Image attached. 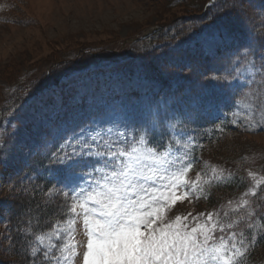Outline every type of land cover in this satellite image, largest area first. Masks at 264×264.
Here are the masks:
<instances>
[{
    "label": "rangeland",
    "instance_id": "374dc122",
    "mask_svg": "<svg viewBox=\"0 0 264 264\" xmlns=\"http://www.w3.org/2000/svg\"><path fill=\"white\" fill-rule=\"evenodd\" d=\"M204 1L0 0V264H38L40 261L49 264L44 260L43 252L57 243L55 235L48 238L53 227L31 232L28 226L38 220L46 224L52 214L48 211L49 204L59 205L55 197L61 195L63 202L60 207L66 211L54 226L59 222V227L67 232L65 221L71 216L68 208L72 204L67 193L73 188L77 191L79 188L87 189L99 178V173L92 167H88L90 170L87 171L83 163L93 161L95 168H102L104 158L98 153L107 152L108 145L125 137L129 141L143 137L147 146L168 151L173 160L179 158L181 163H192L191 151L194 150L199 154L200 163L211 160L217 164L214 166L224 170V177H229L230 169L224 166L228 163L215 161L204 152L196 151L192 129L185 125L180 112L168 116V110L164 119L153 120V128L165 132V135L148 131L140 114L147 107L131 93L135 91L143 95L152 90L155 94L164 95L167 91L156 81L148 79L143 67L136 61H129L134 55H139L138 51L127 54L129 42L160 25L166 24V28L170 29L168 35L158 37L156 45L165 46V49H159L157 53L173 62L181 61L178 52L182 50L198 48L215 51L232 46L234 28L231 26L233 30L230 32L221 21L222 11L213 14L207 21L194 24L195 20H189L192 28L182 27L185 17L203 14L207 9L205 6L200 12ZM113 57L116 59L113 60ZM259 62L261 68L253 70L257 76L251 66V69L240 73L239 78L247 77L250 82H238L248 86L244 97L245 88L240 91L238 97H242L231 110L221 113L208 104L205 111L209 112L210 120L211 116L215 121L227 119L236 129L247 134L241 139H247L254 145L248 148L245 159L247 167H250L248 173H256L255 177L247 176L250 177V187L261 178L251 167L264 154L261 152L264 150V52ZM54 79L57 82L51 84L49 81ZM71 93L70 101L87 100L104 104V112L95 113L89 119L84 115L83 125L77 130L78 126L75 120L71 121L70 115L65 121L52 126L51 137L58 143L55 153L58 169L62 170L64 162H58L57 157L70 155L73 151L78 154L81 164L77 172L58 174L43 201L31 204L26 190L33 187L34 180L24 166L43 138L45 127L52 124L50 120L54 108H58L64 94ZM166 107L169 109L170 106ZM194 109L195 104H192L188 113L184 111V118L193 114ZM68 128L72 129L71 132H65ZM160 144L165 148L161 149ZM97 160L100 164H96ZM52 172H56L53 167L50 174ZM197 173L204 174L203 170ZM197 173L194 172L193 176ZM182 191L177 194H182ZM263 195L264 191L258 194L259 197ZM238 199L231 201L237 202ZM228 202L207 211L219 212L223 216L225 211L230 210ZM176 203L183 206L181 210L186 214L192 210L193 204L190 206L185 200ZM187 222L194 224L192 218ZM73 231L81 245V256L75 264H82L87 242L82 217L76 218ZM39 235L46 237L42 244L36 240ZM26 246L30 247V253L33 247L40 251L36 257L31 254L27 259L21 254ZM51 251L60 255L58 249ZM51 264H56L55 260Z\"/></svg>",
    "mask_w": 264,
    "mask_h": 264
},
{
    "label": "snow or ice",
    "instance_id": "6c2138e0",
    "mask_svg": "<svg viewBox=\"0 0 264 264\" xmlns=\"http://www.w3.org/2000/svg\"><path fill=\"white\" fill-rule=\"evenodd\" d=\"M107 148V152L98 153L104 158L102 168L93 169L99 178L87 189L73 188L67 193L72 199L71 216L65 221L68 231L59 227V222L53 226L48 238L55 235L57 243L43 252L49 264L53 260L75 264L80 259L81 245L73 231L77 217L83 218L87 237L82 264H242L249 249L259 243L257 234L264 239V224L256 222V218L264 220V205L249 199L258 197L264 177L256 179L255 186L241 193L237 202L229 201L230 210L223 216L200 213L192 217L194 224L190 225L191 213L168 219V212L194 192L203 195V185L220 181L223 169L212 166L211 175L197 173L189 180L190 161L173 160L170 152L147 146L143 137L132 141L125 137ZM57 160L69 169L79 162L75 151ZM248 175L255 177L256 173ZM45 238L36 236L41 244ZM52 249H58L60 255ZM38 251L32 248L33 257Z\"/></svg>",
    "mask_w": 264,
    "mask_h": 264
},
{
    "label": "trees",
    "instance_id": "16d2710c",
    "mask_svg": "<svg viewBox=\"0 0 264 264\" xmlns=\"http://www.w3.org/2000/svg\"><path fill=\"white\" fill-rule=\"evenodd\" d=\"M208 1L205 0L202 3L200 12L204 10ZM220 11L224 12L221 16V21L227 25L230 32L233 30L231 26L235 30H233L232 34L233 44L230 47L219 48L215 51L198 48L182 50L178 52V58L181 61L173 62L168 60L169 58L161 57L160 53H157V50L165 49V46L156 45L158 37L169 34L168 29L170 27L166 28L168 25L163 24L160 25L159 29L146 35L144 38L132 40L129 42L127 48L130 52H127V54H132L136 51L139 53V55L131 57L129 61L132 63L136 61V64L143 67L144 75L148 79L156 81L167 89L164 95L149 92L146 95L139 96V101L147 107L143 108V111L140 112L144 118L143 121L146 124L147 130L165 135V132L153 128V120L161 121L166 117L168 110V116L180 112L183 116V122L185 121L186 123L185 125L192 129L191 136L196 138V151L204 152L205 155L211 156L215 161L228 163L227 165L224 164V166L230 169L229 173H231V176L228 175L230 178L226 182L219 183L217 181V183H213L215 180H212L208 184L203 185L205 191L210 185L215 184L211 186L212 188L207 193V199L203 197L205 193L203 196H200V199L194 198L192 211L196 215L200 213L206 214L208 213L207 210H212L216 206L231 201L233 198L237 200L240 198L241 193L246 192L250 188L248 184L251 183L249 181L250 177H247L250 167H247L245 159L249 150L248 148H253L254 145L248 142L247 139H241L242 135L245 136L247 134L236 129L227 119L219 123L211 122L205 111L208 104L217 107L223 112L231 110L230 106L232 107L242 97L238 96L240 91H243V88H245L243 97L246 94L248 84L243 83L240 85L238 82H250L247 80V77L239 78L240 73L251 69V67L252 71L259 67L261 68L262 64L259 62V59L260 55L264 52V0H216L200 16L193 18L185 17L182 27L192 28V23H189V20H195L194 24L198 21H207L213 14H218ZM112 59L114 60L116 57ZM85 61L88 60L86 59ZM257 72L259 74V71ZM253 74L257 76L254 71ZM253 74H247L246 76ZM49 82L54 84L57 82V79ZM72 96V93L64 94V98L61 99L58 108H54L52 124L45 127L41 145L31 154L30 159L24 166L33 175V179L31 180H34L33 187L26 190V195H28L31 204L43 201V198L46 197L45 194L49 191L52 184V181L47 178L46 174L51 167L57 168L51 155L58 147V143L51 137V132L54 130L52 126L54 127L56 123L65 121L66 116L70 115L71 121L75 120V125L78 126L75 129L77 130L81 127L80 125H83L82 120L84 119V115L89 119L95 113H102L104 109L103 106H97L85 100L70 101L69 99ZM56 100H58L57 97ZM192 104H195L193 114L187 115L184 118V111L188 113ZM163 105H165V109H162ZM166 105L170 106L169 109ZM71 130L68 128L65 132H71ZM50 142L52 143L50 144ZM261 152H264V150ZM191 158L193 160L192 173L203 170L204 174L201 175H211V167L217 165L211 160L207 163H200L199 154L194 152V150L192 151ZM251 168L260 177H264V154L258 157L256 165ZM194 179L195 176L190 180ZM34 188L36 190H33ZM263 191L264 185L257 189L258 194H261ZM255 198L249 197L256 204L264 205L262 198L259 196L256 200ZM55 201L59 205L49 204L48 211H52V214L49 216L50 218L46 221V224L38 220L28 226L31 232L46 227H48L46 229H51L56 220H60L63 217V212L66 209L60 207V203L63 202L61 195L56 196ZM256 210L260 211L258 208ZM256 222L264 224V220H260L259 218H256ZM254 230L257 233L260 231L259 229ZM251 231L253 230H246V232ZM256 238L259 243H256L249 249L248 254L243 258L242 264H264V239H261L259 234H257ZM18 247H20V244H18ZM29 248L26 246L21 253L27 259L32 256ZM38 264H44V262L40 261Z\"/></svg>",
    "mask_w": 264,
    "mask_h": 264
}]
</instances>
